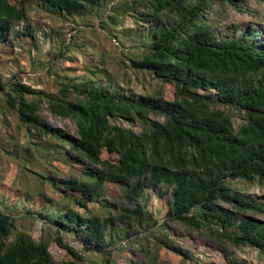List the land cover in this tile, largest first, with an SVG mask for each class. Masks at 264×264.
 Wrapping results in <instances>:
<instances>
[{"label":"trees","instance_id":"1","mask_svg":"<svg viewBox=\"0 0 264 264\" xmlns=\"http://www.w3.org/2000/svg\"><path fill=\"white\" fill-rule=\"evenodd\" d=\"M33 1L53 14H72L86 7L101 11L111 3L114 12L108 17L114 24L127 9L136 10V4L147 6L143 18L151 27L148 34L137 32L143 50L131 59V67L151 72L165 85L161 93L122 94L114 91L112 82L65 77L59 94H48L20 81L5 91L7 84L0 78L6 110L14 109L25 126L75 152L54 157L78 168L82 175L63 181V203L47 205L53 201L44 190L34 194L38 214L58 227L56 241L67 251L61 264H86L81 252L64 241L61 227L78 231L85 250L99 252L107 264L117 234L110 221L141 216L143 206L136 200L147 187L163 186L170 190L167 215L172 220L194 229L205 227L220 241L231 239L264 253V220L259 218L264 216V201L228 183L229 179L264 181V44L260 28H241L229 38L219 36L206 17L217 0H0V42L27 19ZM220 1L242 10L246 0ZM27 35L32 37L30 25L14 33L19 39ZM44 98L52 113L76 121L77 136L41 119L38 111ZM229 109L242 114L244 123L239 128ZM120 120L138 122L140 130ZM5 144L0 141L2 151L28 162L16 145ZM41 151L33 147L35 154ZM45 179L50 180L42 174L39 183L43 185ZM117 187L135 205L124 209V215L106 219L71 207L73 203L86 209L90 201ZM20 194V188L10 191L0 181V264H55L44 239L37 241L20 232L6 243L16 220L8 211L9 203ZM227 229H234V234L226 233Z\"/></svg>","mask_w":264,"mask_h":264},{"label":"rangeland","instance_id":"2","mask_svg":"<svg viewBox=\"0 0 264 264\" xmlns=\"http://www.w3.org/2000/svg\"><path fill=\"white\" fill-rule=\"evenodd\" d=\"M112 9L110 3L101 11L86 7L72 14L66 11L53 14L31 2L27 19L17 23L8 39L0 42V78L7 84L5 91L20 81L48 94H59L60 82L68 77L79 81L94 78L103 84L112 82L114 91L122 94L161 93L165 88L161 80L149 71L131 67V59L143 50L142 39L137 32L148 34L151 27L143 18L149 8L136 4V10L127 9L117 24L108 17L114 12ZM138 16L142 20L138 21ZM206 17L221 37L229 38L241 28L258 26L264 44V0H246L242 10L217 0ZM28 25L31 26L32 37L15 38V31L24 30ZM70 98L74 99V96ZM5 108L4 93L0 91V141L6 143L5 146L9 143L11 147L16 145L28 161L25 163L0 149V181L6 182L10 191L20 188L22 193L9 203L8 211L16 220L6 243L13 242L20 232L30 234L37 241L44 239L49 243L55 264H61L67 257V251L56 241L58 227L38 214L39 205L35 200L38 198L34 194L37 189L44 190L53 201H47V205L63 203V181L69 177L82 178V175L78 168L68 167L54 157L75 152L36 128L25 126L14 109ZM229 111L235 127L239 128L244 123L242 114L236 109ZM38 113L53 127L77 136L76 121L52 113L45 98ZM156 117L163 120L162 116ZM120 122L140 130L138 122ZM35 146L43 151L35 154ZM28 148L29 151L26 150ZM42 174L50 178L45 179L43 185L39 183ZM228 183L234 189L264 201V181L229 179ZM170 200V190L167 191L166 186L157 189L147 187L136 200L143 206L141 216L135 214L124 221H110L117 234L111 248L112 259L107 264H230V261L264 264V253L258 248L238 245L231 239L220 241L205 227L194 229L169 218ZM71 207L83 214L111 219L124 215V209H134L135 205L117 187L97 201H90L86 209L73 203ZM259 218L264 220V216ZM60 233L65 242L81 252L86 264H104L102 254L85 250L78 231L63 226ZM226 233L234 234V229H227Z\"/></svg>","mask_w":264,"mask_h":264}]
</instances>
